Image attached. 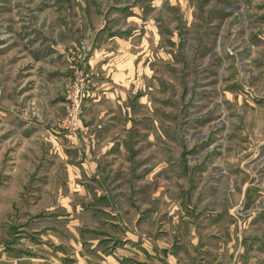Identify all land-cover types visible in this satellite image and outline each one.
Here are the masks:
<instances>
[{"label":"rangeland","instance_id":"obj_1","mask_svg":"<svg viewBox=\"0 0 264 264\" xmlns=\"http://www.w3.org/2000/svg\"><path fill=\"white\" fill-rule=\"evenodd\" d=\"M0 264H264V0H0Z\"/></svg>","mask_w":264,"mask_h":264}]
</instances>
